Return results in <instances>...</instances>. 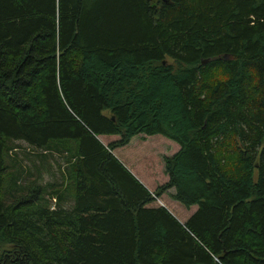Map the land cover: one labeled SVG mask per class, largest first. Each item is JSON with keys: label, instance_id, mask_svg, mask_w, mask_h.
<instances>
[{"label": "trees", "instance_id": "1", "mask_svg": "<svg viewBox=\"0 0 264 264\" xmlns=\"http://www.w3.org/2000/svg\"><path fill=\"white\" fill-rule=\"evenodd\" d=\"M136 135L178 145L183 224L110 153ZM12 142L62 154L66 194ZM0 264H264V0H0Z\"/></svg>", "mask_w": 264, "mask_h": 264}, {"label": "rangeland", "instance_id": "2", "mask_svg": "<svg viewBox=\"0 0 264 264\" xmlns=\"http://www.w3.org/2000/svg\"><path fill=\"white\" fill-rule=\"evenodd\" d=\"M142 137V135L132 137L127 145L117 147L111 153L134 176H136L134 171H138L144 178L147 177L151 181L150 186L148 185L153 198V201L149 204L150 207H163L179 223L183 224L184 220L180 216L183 207L170 197L173 194V189H166L162 192L157 191L167 181L163 172L162 160L164 156H169L175 152L177 144L160 135L145 136L146 141L142 143L140 141ZM98 139L104 141V145L113 141L107 142V139L103 137ZM114 140L117 141L118 136H115ZM11 145L10 147L13 148L4 156V165L8 174H29L31 179L29 185L41 188L44 204L46 202L48 205L53 203L48 197L51 193L50 190H53V188H47L50 183L56 184L53 191L66 194L64 191L65 188H68L69 179L64 178L62 180L61 175L63 171L67 170L68 166L62 154L47 152L45 154L41 153L42 155L39 157L41 151L30 149L23 142H12ZM60 183L61 185L58 186ZM157 192L159 193L158 196L154 195ZM194 209L195 206H192L189 211L190 214L194 212Z\"/></svg>", "mask_w": 264, "mask_h": 264}, {"label": "crops", "instance_id": "3", "mask_svg": "<svg viewBox=\"0 0 264 264\" xmlns=\"http://www.w3.org/2000/svg\"><path fill=\"white\" fill-rule=\"evenodd\" d=\"M138 136H141V135H138ZM143 137L140 139V141L142 142V143H144L145 141H146V139H144V138H146L144 135H142ZM98 138L99 137H103V138H106L107 139V142H110L111 140H113V141H111V142H115V140H114V137L115 136H106V135H100V136H97ZM96 137V138H97ZM97 138V140L104 146V147H106V145H104L105 144V142L104 141H101V140H99ZM134 139V138H133ZM132 139V140H133ZM129 143V142H128ZM127 143V144H128ZM126 144V145H127ZM178 149H179V147H178V145H177V147H176V149H175V152L174 153H176L177 151H178ZM111 153V152H110ZM173 153V154H174ZM112 154V153H111ZM173 154H171V155H169V156H164V158L165 157H170V156H172ZM113 155V154H112ZM119 163H120V161L119 160H117ZM121 164V163H120ZM122 165V164H121ZM123 166V165H122ZM124 167V166H123ZM125 168V167H124ZM126 169V168H125ZM126 171L127 172H129V174L144 188V189H146L150 194H152L150 191H149V186H150V180L146 177V178H144L143 177V175L141 174V173H139L138 171H134V174L136 175V176H134L130 171H128V169H126ZM137 179H136V178ZM165 179L167 180V177H165ZM164 183H166V181L164 182ZM149 185V186H148ZM191 208L192 207H190V208H188V209H184V208H182L183 210H181V213H180V216H181V219H183L184 220V222L187 220V218L190 216V210H191ZM195 210V209H194Z\"/></svg>", "mask_w": 264, "mask_h": 264}, {"label": "water", "instance_id": "4", "mask_svg": "<svg viewBox=\"0 0 264 264\" xmlns=\"http://www.w3.org/2000/svg\"><path fill=\"white\" fill-rule=\"evenodd\" d=\"M206 62V60H203V61H201V64H204Z\"/></svg>", "mask_w": 264, "mask_h": 264}]
</instances>
